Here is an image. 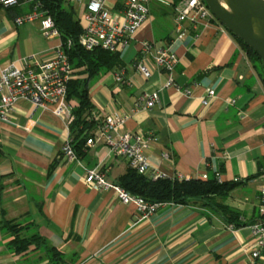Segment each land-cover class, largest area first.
Instances as JSON below:
<instances>
[{
	"label": "crops",
	"instance_id": "crops-1",
	"mask_svg": "<svg viewBox=\"0 0 264 264\" xmlns=\"http://www.w3.org/2000/svg\"><path fill=\"white\" fill-rule=\"evenodd\" d=\"M125 1L107 2L122 10ZM30 9L27 1L0 4V71L28 56L49 59L62 41L45 36L39 20L15 22ZM185 28L179 38L175 6L153 0L146 23L118 51L122 65L88 79L93 110L127 115L125 128L152 138L150 160L168 176L219 175L226 181L257 174L223 199L247 224L232 228L215 211L178 203H165L138 219L134 203H123L115 191L94 189L86 181L87 168L99 164L116 181L129 161L101 143L86 145L82 157L62 156L69 135L66 120L21 99L9 119H0V264H49L45 252L34 246L15 252L4 220L32 224L64 254L62 264H264V248L252 259L256 239L251 226L264 204V82L229 30L217 22L197 30L186 23ZM145 41L150 49L141 54ZM168 46L179 58L175 80L192 89L189 96L166 87L168 74L155 64V54ZM140 56L152 69L149 78L136 69ZM82 69L75 68L74 78L87 77ZM208 88L216 97L205 106ZM157 89L159 103L143 107L142 96ZM69 102L75 108L79 104L76 98ZM164 152L170 156L164 158Z\"/></svg>",
	"mask_w": 264,
	"mask_h": 264
},
{
	"label": "built area",
	"instance_id": "built-area-1",
	"mask_svg": "<svg viewBox=\"0 0 264 264\" xmlns=\"http://www.w3.org/2000/svg\"><path fill=\"white\" fill-rule=\"evenodd\" d=\"M27 1L31 9L15 17L17 24L26 21L39 20L42 33L47 37L61 36L53 17L46 11L40 0H0L5 7H12ZM108 0H67L68 3L83 9L84 29L79 42L86 49L101 47L109 51H119L128 45L135 37L137 31L146 23L150 15V3L153 0H126L122 10H114L108 5ZM164 4H173L176 9V28L178 37L186 34L185 24L189 23L195 30L201 26H208L217 22L222 30L228 29L222 25L211 12L205 0H159ZM68 44H71L69 40ZM149 42L142 43L141 54L148 53ZM157 67L168 74L166 87L173 86L185 95H191L190 87L183 88L174 77V69L179 61L176 52L170 47L161 48L154 56ZM136 69L144 77L152 76V69L140 56L135 63ZM75 68L70 62L61 41L55 47L53 57L38 60L33 56L23 59L22 64L11 62L0 71V119H9L19 100H30L35 107L50 108L56 115L66 120L69 135L61 146L60 153L69 159L78 157L73 148L71 124L75 119L74 106L68 99V83L74 78ZM118 81L123 80L122 74L117 75ZM216 97V91L208 88L203 97L206 106ZM143 107L153 108L160 101V89L146 92L142 96ZM236 100L233 99L232 103ZM91 119L97 122V128L91 132L86 145L104 144L111 153L126 158L130 167L149 177H171L184 179L182 175L168 176L156 168L148 151L152 138L142 131L127 130L125 128L127 115L119 112L100 114L92 110ZM164 158L170 155L163 153ZM219 181H223L219 175ZM235 181L240 180L235 178ZM86 181L89 186L98 190H113L123 203H134L138 219H144L154 214L162 202H151L135 195L117 181L111 179L101 164L87 168ZM264 194V192H263ZM262 218L252 223L256 239L252 251V259L260 256L264 248V204L261 208ZM235 228L234 223L229 224Z\"/></svg>",
	"mask_w": 264,
	"mask_h": 264
},
{
	"label": "trees",
	"instance_id": "trees-1",
	"mask_svg": "<svg viewBox=\"0 0 264 264\" xmlns=\"http://www.w3.org/2000/svg\"><path fill=\"white\" fill-rule=\"evenodd\" d=\"M177 1L179 2V0ZM40 2L43 8L53 17L73 67L83 68L80 73L87 74L86 78H73L68 83V99L76 98L79 101L78 106L73 111L75 119L71 124V135L73 137V148L78 157H82L87 150V139L91 137V132L95 130L97 124L94 119H91L94 105L89 97L88 79L100 72L120 67L122 60L118 51H109L101 47L89 50L80 44L79 39L83 32L84 24L81 18L76 15V7L68 3L67 0H40ZM234 37L246 52L253 69L264 82L260 56L244 41L235 35ZM69 40L71 41L70 45L68 44ZM58 161V158L52 161L51 170L56 167ZM256 175H251L238 181H219L216 176L184 179L171 177L153 178L139 173L129 166L127 171L120 175L116 181L129 192L148 201L162 202L164 204H199L222 215L229 223L243 225L247 224V222L241 220V212L225 204L223 199L238 185L254 178ZM2 222H4L3 226H6L11 233L12 239L9 244L15 252L22 253L34 246V249H42L45 252L49 264H62L65 261L64 254L55 246L50 245L47 239L40 235L39 232L36 231L31 235L24 234V229L29 224H23L15 220H4Z\"/></svg>",
	"mask_w": 264,
	"mask_h": 264
},
{
	"label": "water",
	"instance_id": "water-1",
	"mask_svg": "<svg viewBox=\"0 0 264 264\" xmlns=\"http://www.w3.org/2000/svg\"><path fill=\"white\" fill-rule=\"evenodd\" d=\"M216 19L260 56L264 72V0H205Z\"/></svg>",
	"mask_w": 264,
	"mask_h": 264
},
{
	"label": "rangeland",
	"instance_id": "rangeland-1",
	"mask_svg": "<svg viewBox=\"0 0 264 264\" xmlns=\"http://www.w3.org/2000/svg\"><path fill=\"white\" fill-rule=\"evenodd\" d=\"M76 15L78 17H80L82 22H83V19H82L83 18V9L82 8L78 7ZM241 220H242V218H241ZM27 224H29V223H27ZM35 232H36V229L32 226V224H30L26 229H24V234H26V235H31Z\"/></svg>",
	"mask_w": 264,
	"mask_h": 264
}]
</instances>
